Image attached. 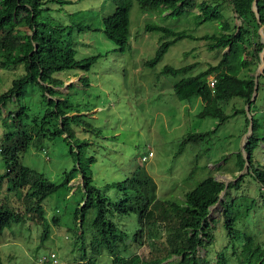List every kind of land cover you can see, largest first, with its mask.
<instances>
[{
  "label": "trees",
  "instance_id": "1",
  "mask_svg": "<svg viewBox=\"0 0 264 264\" xmlns=\"http://www.w3.org/2000/svg\"><path fill=\"white\" fill-rule=\"evenodd\" d=\"M252 1L108 0V9L102 14V30L120 50H124L129 43V8L132 2H136L142 9L156 11L159 15L167 11L164 15L175 16L197 6L199 11L193 14L196 24L218 20L216 32L200 36L185 29L175 30L162 24L145 23L144 30L161 32V41L154 55L144 63L153 66L167 47L182 37L204 39L208 49L222 50L215 63L210 62L195 73L191 71L197 65L196 62L177 67L163 66V72L178 76L173 83L175 96L186 101L199 98L202 105L197 114L211 116L219 121L240 111L244 113L247 126L245 103H248L252 114V132L244 145V152L248 154L247 170L239 176L235 175L237 177L234 179V176L228 182L227 188L224 189L223 181L209 174L184 192L181 200L161 199L156 196L154 180L134 171L123 180L109 184L117 190L116 200H111L92 182L90 164L95 158L85 155L89 142L75 134L76 126L87 124L84 127L88 129L89 123L82 121L80 115L75 113L77 110L73 104L55 87L63 83L61 78L54 75L55 72L72 68L87 70L97 59L98 54L75 58L73 30L81 31L91 26L79 20H68L66 23L62 19L56 21L53 15L50 21L49 17H41V12L51 9V4L60 9L71 0H0V66L12 67L21 63L24 67V73L13 78L11 84L0 92V117L6 128L0 143L5 167L0 174V189L3 182H6L7 189L13 190L20 202L19 207L14 208L5 198L0 197V233L13 222L28 218L42 224L41 240H45L51 225L57 224L59 219L57 215H51L50 224L41 201L60 185L67 186L72 177L80 174L83 194L82 203L74 210L75 225L79 229L75 236L76 244L79 243L84 248L83 222L88 210L93 208L95 213L89 222L90 251H106L111 257L110 264H231V261L234 264H264V239L256 240L253 233H240L237 228V222L249 215L255 198L248 199L246 195L240 194L227 200L221 199L220 214L226 242L213 252V256V220L208 219L209 206L218 200L220 192L226 190V196L229 189H239L245 176L252 177L259 183V187H264V164L255 160L253 153L259 143H264V110L255 107V98L250 99L254 86V67L251 64H260V51L264 46V41L257 32V28L262 26L264 33V0H256L258 16L252 9ZM222 2L240 19L238 25L231 27V23L223 18L220 9ZM209 75L214 77L213 86L209 85ZM258 77L264 78V68L257 76L256 93L261 85ZM28 83L37 84L41 93L40 106L43 107H40L37 114L31 112L22 100ZM233 97L240 98L243 104L227 114L222 105ZM3 109L6 110V115L1 116ZM256 112H260L258 116L255 115ZM212 130L188 133L181 139V144L194 143ZM17 134L23 137L22 142L15 138ZM47 134L64 135V139L73 140L72 144L68 142V149L76 163L64 171L58 183L50 181L41 172L21 162V156L32 138L39 139ZM244 161L243 152H237V170L242 169ZM238 197H243L245 203L237 202ZM130 212L136 213L139 222V228L131 238L114 220L117 214ZM156 221L164 226L168 224L166 252L162 256L145 257L131 250L130 243L136 242L138 246L143 244V232L148 229L149 224L152 227V223ZM239 236L242 246L240 244L238 248ZM172 255L176 258L163 262ZM83 260L78 263L101 264L92 258L85 259V255ZM0 264H4L1 256Z\"/></svg>",
  "mask_w": 264,
  "mask_h": 264
},
{
  "label": "rangeland",
  "instance_id": "2",
  "mask_svg": "<svg viewBox=\"0 0 264 264\" xmlns=\"http://www.w3.org/2000/svg\"><path fill=\"white\" fill-rule=\"evenodd\" d=\"M51 5V9L41 12L44 19L49 17L50 21L53 15L56 21L62 19L66 23L68 20H79L91 26L81 31L73 30V47L75 58L98 54L97 59L87 70L65 69L54 75L63 80L62 85L55 86L56 89L73 104L77 110L75 113L80 115L82 121L89 123L88 129H85L87 124L76 126L75 134L89 142L85 155L95 158L90 164L92 182L101 192L111 200H116L117 190L109 184L138 171L154 180L157 197L181 200L184 192L209 174L218 180L229 182L239 173L235 161L237 152H242L241 144L246 141L245 128L248 126H245L244 113L237 111L223 121L211 116H199L197 112L202 102L198 99H178L173 92V83L178 76L162 71L164 65L177 67L196 62L197 65L191 71L195 73L208 63H215L222 50L208 49L204 39L182 37L171 43L153 66L144 63L154 55L161 41V32L144 30L145 23L162 24L175 30L185 29L200 36L216 32L218 20L196 24L193 14L199 11L197 6L175 16L164 15L167 11L159 15L156 11L142 9L136 2H132L129 8V43L124 50H120L102 30V14L108 9V0H71L60 9L55 4ZM220 9L231 27L240 23V19L235 17L225 2L221 3ZM257 32L261 35L262 26L257 28ZM258 66L259 64H251L254 67L252 73ZM23 73L21 63L12 67L0 66V92L11 84L13 78ZM258 80L261 85L254 102L255 107L263 111L264 78L258 77ZM24 90L23 102L31 112L37 114L40 107H43L40 106L41 93L37 84L28 83ZM242 104L240 98L233 97L222 105V109L231 114ZM259 113L256 112L255 115L258 116ZM3 115H6L5 109L2 110L1 116ZM4 125L0 117V143L6 130ZM210 129H213L210 134L198 141L181 144V139L188 133ZM63 136L47 134L39 139L33 137L21 156V162L41 172L50 181L58 183L64 171L76 163L68 149V142L73 140L68 141ZM15 138L19 142L23 141L21 135L17 134ZM148 150L153 153L152 156L141 161L140 156ZM253 153L255 160L264 164L263 142L254 148ZM4 168L0 153V174ZM81 183V175L76 174L67 186L60 185L41 201L49 223H52L51 215H57L59 219L57 224L51 225L45 240H41L42 224L28 218L13 222L0 233V256L4 264H32L36 256L50 249L57 253L61 264H85L78 263L83 260L84 255L85 259L92 258L101 264L111 263V257L106 251H90L89 222L95 213L93 208L88 210L83 222L84 248L81 244H76L75 236L79 229L75 225L74 210L82 203ZM225 191L220 192L222 200L240 194L246 195L248 199L255 198L249 215L237 222V228L240 233H253L256 240L263 241L264 187H259V183L252 177L245 176L239 189H229L226 196ZM0 197L5 198L14 208L20 205L14 191L7 189L6 182L2 184ZM238 201L245 203L243 197H238ZM221 218L220 208H211L208 219L213 220L211 226L215 237L211 256L226 242ZM114 220L129 233V238L139 228L134 212L117 214ZM152 224L142 234L143 244L138 246L136 242L130 243L131 250L145 257L162 256L167 249L165 237L168 234V224L164 226L159 221ZM238 241L239 248L240 236ZM175 258L172 255L163 262Z\"/></svg>",
  "mask_w": 264,
  "mask_h": 264
},
{
  "label": "water",
  "instance_id": "3",
  "mask_svg": "<svg viewBox=\"0 0 264 264\" xmlns=\"http://www.w3.org/2000/svg\"><path fill=\"white\" fill-rule=\"evenodd\" d=\"M252 9L254 10L255 14L257 15L258 12H257V7H256V0H253L252 1ZM261 38L264 41V33L263 32L261 33ZM263 56H264V46H263V49L260 51V64L257 67L256 71L254 72V86H253L252 95L250 97L251 100H253L255 98V95H256L257 76L262 71V69L264 68V58H263ZM245 111H246V114H247V117H248V126H247V129H246V132H245V139L247 140V137L252 132V114L249 111L248 103H246V105H245ZM244 145H245V142L241 144V150H242V152H244ZM247 155H248L247 153H245V155L243 153V156L245 158L244 165H243L242 169L239 171V173L237 174V176H239L241 173H243L244 171L247 170V166H248ZM237 176H235L234 179ZM214 178L217 179L216 177H214ZM227 185H228V181H224V189L227 188ZM220 201H221V196L219 194L218 200L215 203H213L212 205L209 206V213H208V215H210L211 208H213L214 206H218L219 208H221Z\"/></svg>",
  "mask_w": 264,
  "mask_h": 264
},
{
  "label": "built area",
  "instance_id": "4",
  "mask_svg": "<svg viewBox=\"0 0 264 264\" xmlns=\"http://www.w3.org/2000/svg\"><path fill=\"white\" fill-rule=\"evenodd\" d=\"M208 82L210 86H213L214 77L212 75H209ZM152 154L153 153L150 150H148L145 154L140 156V160L145 161L148 157L152 156ZM32 264H61V261L57 253L54 250L50 249L36 256L33 259Z\"/></svg>",
  "mask_w": 264,
  "mask_h": 264
},
{
  "label": "crops",
  "instance_id": "5",
  "mask_svg": "<svg viewBox=\"0 0 264 264\" xmlns=\"http://www.w3.org/2000/svg\"><path fill=\"white\" fill-rule=\"evenodd\" d=\"M197 99L200 100L199 98H197ZM200 101H201V100H200ZM186 105H187V107H190V105H189L188 103H186ZM186 105H185V106H186Z\"/></svg>",
  "mask_w": 264,
  "mask_h": 264
}]
</instances>
